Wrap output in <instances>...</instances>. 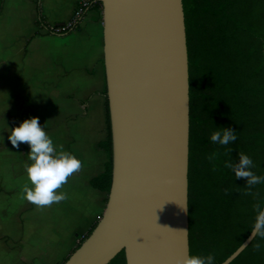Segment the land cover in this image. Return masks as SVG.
Returning a JSON list of instances; mask_svg holds the SVG:
<instances>
[{
  "label": "water",
  "instance_id": "95a60500",
  "mask_svg": "<svg viewBox=\"0 0 264 264\" xmlns=\"http://www.w3.org/2000/svg\"><path fill=\"white\" fill-rule=\"evenodd\" d=\"M101 3L112 182L95 228L63 264H107L121 250L126 264H175L189 253L182 0ZM249 235L220 264L235 259Z\"/></svg>",
  "mask_w": 264,
  "mask_h": 264
},
{
  "label": "trees",
  "instance_id": "16d2710c",
  "mask_svg": "<svg viewBox=\"0 0 264 264\" xmlns=\"http://www.w3.org/2000/svg\"><path fill=\"white\" fill-rule=\"evenodd\" d=\"M3 2L0 0V12ZM182 6L189 84V252H211L215 255L214 264H220L249 235L255 215L253 204L257 200L264 203V183L253 189L258 197L244 195L246 181L236 179L224 167L229 158L238 162L237 153L243 151L254 162L252 170L264 176V0H182ZM35 10L36 25L52 35L66 36L80 21L56 32L43 17L39 0H35ZM87 11L99 15L101 1ZM102 93L106 135L97 142L96 149L104 152L106 160L102 172L91 177L88 184L108 195L112 182V138L105 82ZM223 127L235 129L237 135V140L228 146L233 149L229 156L224 155V147L210 139L213 131ZM217 150L219 158L209 161L207 157ZM225 189L230 194L226 195ZM98 220L60 264L89 236ZM258 242L261 249L256 251L254 245ZM107 264H126L124 250ZM229 264H264V240H251Z\"/></svg>",
  "mask_w": 264,
  "mask_h": 264
},
{
  "label": "crops",
  "instance_id": "0c3cea01",
  "mask_svg": "<svg viewBox=\"0 0 264 264\" xmlns=\"http://www.w3.org/2000/svg\"><path fill=\"white\" fill-rule=\"evenodd\" d=\"M79 1L39 0L42 15L50 26L68 22ZM36 20L35 0H4L0 12V60L2 54H16L10 64L13 85L10 95L21 103L11 109L3 127L18 126L24 119L35 116L54 147L59 148L58 141L65 134L64 122L68 120L70 134L77 145L87 152L88 145L93 143L99 152L96 144L105 139L99 133L101 126H105L103 24L95 11H87L75 29L59 36L48 34L45 28L36 25ZM19 53L23 60L17 59ZM19 74L27 82L24 91L18 88ZM21 144L27 156L30 147L27 143ZM89 154L90 157L86 153L84 158L86 171H96L93 159L98 156ZM103 166L89 179L101 173ZM6 171L0 167V186L4 187L0 191V264H51L46 245L29 236L33 228L41 234L50 230L49 212L42 210L39 215L28 211L29 217L21 223L18 214L27 205L22 198L27 176L25 173L9 178L8 174L3 175ZM22 230L24 237L15 244Z\"/></svg>",
  "mask_w": 264,
  "mask_h": 264
},
{
  "label": "rangeland",
  "instance_id": "374dc122",
  "mask_svg": "<svg viewBox=\"0 0 264 264\" xmlns=\"http://www.w3.org/2000/svg\"><path fill=\"white\" fill-rule=\"evenodd\" d=\"M98 20L102 23V11L98 15ZM5 55L7 57L4 58ZM15 56L16 54L12 53L2 54L0 60V147L2 149L0 151V167L4 172L8 168V172L6 171L3 175L7 176L6 174H8L9 178H17L25 174L24 163L28 160L23 145L20 143L18 148H14L8 140L9 133L5 131L7 127H3L11 109L21 103L20 99L15 101L10 95L13 90V85L10 84L12 75L10 64L13 62L12 60ZM20 58L23 60V55L19 53L17 59ZM22 75L24 76L23 73ZM23 76L19 74L17 83L18 88L24 91L26 89L24 87H27V82L24 81ZM67 122L68 120L64 122L63 126L65 128V134L63 135L65 139L63 136L60 137L61 139L58 141L59 146L62 145L61 141L63 140L65 142L63 144L64 150L71 152L82 161L80 171L72 175L63 188L59 190L67 194V199L45 208H37L27 201V205L19 209L20 213L18 214V220L23 223L29 217L28 211L33 210L34 212H38L39 215L42 210L49 212L50 230L41 234L39 229L33 228L30 230L29 236H32L35 242L40 240V243L46 245L45 249L52 260L51 264H60L76 246L89 227L99 219L104 211L106 205L105 199L107 197V194L94 191L87 184L89 177L102 169L103 162L105 161L103 152H96L94 149L95 144L93 143L88 145V149L90 146V150H87V152L83 146H78L76 140L70 134ZM99 133L102 138L105 137V126H101ZM91 152L98 156L93 159L97 169L96 171L87 172L84 158L86 153L87 157H90L89 153ZM25 180L31 186L28 179L26 178ZM2 185L0 186V191L4 189ZM23 237L22 230L21 236L15 244H18Z\"/></svg>",
  "mask_w": 264,
  "mask_h": 264
},
{
  "label": "clouds",
  "instance_id": "9594fccd",
  "mask_svg": "<svg viewBox=\"0 0 264 264\" xmlns=\"http://www.w3.org/2000/svg\"><path fill=\"white\" fill-rule=\"evenodd\" d=\"M5 131L9 133L8 140L14 148H18L20 143H27L30 147L24 170L31 186L29 183L23 185L22 198L37 208L51 207L55 203L66 200L67 194L59 190L72 175L80 171L82 161L71 152L64 150L63 145H60L58 149L54 147L53 140L35 116L24 119L18 126L7 128ZM210 139L214 144L224 147V155L229 156L233 149L228 146L237 140V135L235 129L223 127L213 131ZM237 154L238 162L229 158L224 161V167L231 170L236 179L246 181L244 195L258 197L259 194L253 189L256 185L264 183V176L257 175L252 170L255 165L249 155L243 151ZM219 156L220 152L217 150L207 158L209 161H214ZM213 170H216L215 164H213ZM224 191L226 195L230 194L228 189ZM252 207L255 215L249 240H255L257 237L264 240V203L257 200ZM260 249L261 244L258 242L254 245V250L259 251ZM214 262L215 255L211 252L207 255L189 252L175 258V264H214Z\"/></svg>",
  "mask_w": 264,
  "mask_h": 264
},
{
  "label": "built area",
  "instance_id": "2783aa9c",
  "mask_svg": "<svg viewBox=\"0 0 264 264\" xmlns=\"http://www.w3.org/2000/svg\"><path fill=\"white\" fill-rule=\"evenodd\" d=\"M98 1L101 0H80L73 12L72 18L68 22L64 23L63 26L55 28L52 26V29L56 32H62L73 24H76V22H78L82 18L83 14L88 10V8H91Z\"/></svg>",
  "mask_w": 264,
  "mask_h": 264
}]
</instances>
